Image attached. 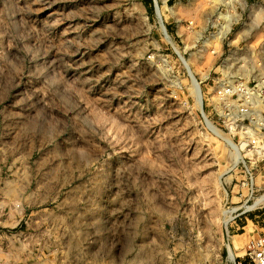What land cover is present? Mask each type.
<instances>
[{"label": "rangeland", "instance_id": "1", "mask_svg": "<svg viewBox=\"0 0 264 264\" xmlns=\"http://www.w3.org/2000/svg\"><path fill=\"white\" fill-rule=\"evenodd\" d=\"M255 89L264 0H0V264L246 256Z\"/></svg>", "mask_w": 264, "mask_h": 264}, {"label": "built area", "instance_id": "2", "mask_svg": "<svg viewBox=\"0 0 264 264\" xmlns=\"http://www.w3.org/2000/svg\"><path fill=\"white\" fill-rule=\"evenodd\" d=\"M259 89L262 90V87L259 86ZM253 100L251 104L254 106V114L255 121L252 124L251 129L258 134L260 139L253 140V151L251 154L252 156L259 157V155H263L264 153V117H263V109L264 104L263 100L261 99V93L255 89V92H252ZM247 104V103H244ZM245 110L244 114H247ZM247 144L243 142L242 148L249 151ZM234 264H264V237L260 239H254L249 244L246 256L243 258H237L234 261Z\"/></svg>", "mask_w": 264, "mask_h": 264}, {"label": "bare ground", "instance_id": "3", "mask_svg": "<svg viewBox=\"0 0 264 264\" xmlns=\"http://www.w3.org/2000/svg\"><path fill=\"white\" fill-rule=\"evenodd\" d=\"M264 199V198H263Z\"/></svg>", "mask_w": 264, "mask_h": 264}]
</instances>
